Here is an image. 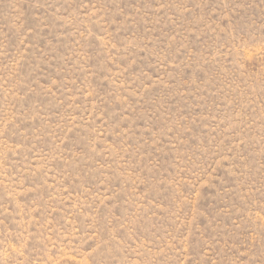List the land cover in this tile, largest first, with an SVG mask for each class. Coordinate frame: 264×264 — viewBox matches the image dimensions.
<instances>
[{
	"label": "rangeland",
	"instance_id": "obj_1",
	"mask_svg": "<svg viewBox=\"0 0 264 264\" xmlns=\"http://www.w3.org/2000/svg\"><path fill=\"white\" fill-rule=\"evenodd\" d=\"M0 264H264V0H0Z\"/></svg>",
	"mask_w": 264,
	"mask_h": 264
}]
</instances>
